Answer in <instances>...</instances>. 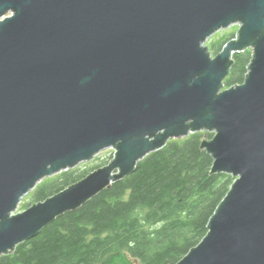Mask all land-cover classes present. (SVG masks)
<instances>
[{
  "label": "water",
  "instance_id": "obj_1",
  "mask_svg": "<svg viewBox=\"0 0 264 264\" xmlns=\"http://www.w3.org/2000/svg\"><path fill=\"white\" fill-rule=\"evenodd\" d=\"M234 25L212 57L204 43ZM246 50L244 82L224 89ZM195 133L212 134L211 174L234 181L177 264H264V0H0V257ZM110 148L105 167L16 213Z\"/></svg>",
  "mask_w": 264,
  "mask_h": 264
},
{
  "label": "trees",
  "instance_id": "obj_2",
  "mask_svg": "<svg viewBox=\"0 0 264 264\" xmlns=\"http://www.w3.org/2000/svg\"><path fill=\"white\" fill-rule=\"evenodd\" d=\"M234 38L218 39L211 50L221 52ZM251 55L247 50L233 55L224 89L244 82ZM205 135L212 138L195 133L169 141L132 175L0 257V264H177L207 234L210 217L234 181L211 174L213 160L200 148ZM88 173L63 172L39 183L29 196L42 202Z\"/></svg>",
  "mask_w": 264,
  "mask_h": 264
},
{
  "label": "rangeland",
  "instance_id": "obj_3",
  "mask_svg": "<svg viewBox=\"0 0 264 264\" xmlns=\"http://www.w3.org/2000/svg\"><path fill=\"white\" fill-rule=\"evenodd\" d=\"M238 29H239L238 25L230 26L227 29L219 30L218 32L214 33L211 37H209L207 39V41L204 43V46H206L209 49V52H210L212 57H214L215 55L220 53L219 52L217 54H214V52L211 50L212 44L215 41H217L218 39H221L222 37H226L229 39L232 35L236 36ZM247 51H251V50H247ZM204 139H208L206 135H205ZM114 151L115 150L112 148L104 150V151L100 152L99 154H97L91 161L79 164L77 167H75L74 169H71L69 171H76L77 175L81 174L83 171H89L88 174H90L99 168L105 167L112 160L113 155H114ZM59 175H61V173L56 174V175L49 177V178H46V179H54ZM46 179H44V180H46ZM29 194L24 196L21 203L18 205L16 213L24 211L27 208H29L30 206L36 204V202L29 196ZM112 264H124V263L122 261H114V262H112Z\"/></svg>",
  "mask_w": 264,
  "mask_h": 264
}]
</instances>
